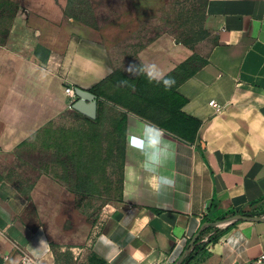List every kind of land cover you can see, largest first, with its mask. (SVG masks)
Wrapping results in <instances>:
<instances>
[{
    "label": "crops",
    "instance_id": "1",
    "mask_svg": "<svg viewBox=\"0 0 264 264\" xmlns=\"http://www.w3.org/2000/svg\"><path fill=\"white\" fill-rule=\"evenodd\" d=\"M136 10L120 0H0V264H176L204 224L264 216V0H208L211 45L198 56L142 31ZM69 87L97 96L96 120L72 110ZM66 115L122 140L121 198L95 218L23 157ZM208 233L188 264L264 255V222Z\"/></svg>",
    "mask_w": 264,
    "mask_h": 264
},
{
    "label": "rangeland",
    "instance_id": "2",
    "mask_svg": "<svg viewBox=\"0 0 264 264\" xmlns=\"http://www.w3.org/2000/svg\"><path fill=\"white\" fill-rule=\"evenodd\" d=\"M120 1L136 2L140 28H150L153 38L171 35L197 56L211 45L206 28L208 0ZM23 157L35 171H30L33 175H50L74 190L81 206L94 218L121 198L122 140L107 124L63 116L25 144Z\"/></svg>",
    "mask_w": 264,
    "mask_h": 264
},
{
    "label": "water",
    "instance_id": "3",
    "mask_svg": "<svg viewBox=\"0 0 264 264\" xmlns=\"http://www.w3.org/2000/svg\"><path fill=\"white\" fill-rule=\"evenodd\" d=\"M76 96L78 97V100L72 104L71 108L72 110L80 113L81 115L91 119L96 120L97 118V104H98V98L95 94H92L90 92L76 89L75 90ZM236 222H264V216H252V215H241L237 214L235 216H232L222 222L217 223H208L204 224L201 228V230L192 238L187 250L183 253V255L180 257L178 262L176 264H184L185 258L191 254V252L194 249L195 241L198 239L202 231L205 227H218L221 225H231Z\"/></svg>",
    "mask_w": 264,
    "mask_h": 264
},
{
    "label": "built area",
    "instance_id": "4",
    "mask_svg": "<svg viewBox=\"0 0 264 264\" xmlns=\"http://www.w3.org/2000/svg\"><path fill=\"white\" fill-rule=\"evenodd\" d=\"M66 95L69 96L70 98H76V93H75V90L73 88H66ZM212 106L218 108V105L215 103V101H212L210 103ZM72 105H70L71 107ZM206 229V227L204 228V230ZM215 233H208V234H205L201 241H200V244L201 245H207L210 243V239L214 236ZM22 263L23 264H36L35 260L29 256H23L22 258ZM254 264H264V255L261 256Z\"/></svg>",
    "mask_w": 264,
    "mask_h": 264
},
{
    "label": "trees",
    "instance_id": "5",
    "mask_svg": "<svg viewBox=\"0 0 264 264\" xmlns=\"http://www.w3.org/2000/svg\"><path fill=\"white\" fill-rule=\"evenodd\" d=\"M249 215H252V216H253L254 214H249ZM222 221H223V220H219V222H222ZM232 226H233V225H232ZM230 227H231V226H230ZM212 229H213V227H207L205 230L202 231V233L200 234V236L198 237V239L195 241L193 251H192L191 254L186 258L184 264H185V263L188 264V263L191 261L194 252H195L197 249H199V247L201 246L200 241H201L202 237H203L207 232H209V230H212ZM213 237H214V236H213ZM213 239H214V238H212V240H213ZM94 262H95V259H94ZM96 262H98V261H96ZM98 264H105V263H104L103 261H99Z\"/></svg>",
    "mask_w": 264,
    "mask_h": 264
},
{
    "label": "clouds",
    "instance_id": "6",
    "mask_svg": "<svg viewBox=\"0 0 264 264\" xmlns=\"http://www.w3.org/2000/svg\"><path fill=\"white\" fill-rule=\"evenodd\" d=\"M167 83V82H166Z\"/></svg>",
    "mask_w": 264,
    "mask_h": 264
}]
</instances>
